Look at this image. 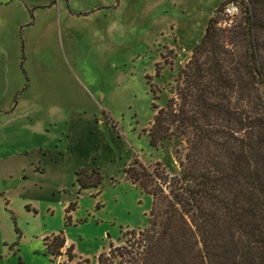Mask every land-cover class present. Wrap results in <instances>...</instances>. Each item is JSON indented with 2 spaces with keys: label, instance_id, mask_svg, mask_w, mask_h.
I'll return each instance as SVG.
<instances>
[{
  "label": "rangeland",
  "instance_id": "374dc122",
  "mask_svg": "<svg viewBox=\"0 0 264 264\" xmlns=\"http://www.w3.org/2000/svg\"><path fill=\"white\" fill-rule=\"evenodd\" d=\"M228 1L32 4L27 21L16 29L25 73L20 110L27 129L42 132L44 139L51 132L52 140H63L61 147L71 148V154L53 159L44 175L28 169L25 176L33 184L0 177V264H98V256L112 244L113 249L127 244L128 229L148 226L153 198L125 178V165L138 158L150 169L160 162L169 174L181 173L186 138L150 145L154 105L163 107L177 94L181 68L201 42L211 16L221 21ZM67 133L76 138L66 142ZM74 162L98 167L100 186L79 191ZM43 163L37 161L38 169ZM23 188L20 196L18 189ZM71 203L75 208L67 225ZM61 231L73 247L72 262L68 246L63 257L46 253L45 239Z\"/></svg>",
  "mask_w": 264,
  "mask_h": 264
},
{
  "label": "trees",
  "instance_id": "16d2710c",
  "mask_svg": "<svg viewBox=\"0 0 264 264\" xmlns=\"http://www.w3.org/2000/svg\"><path fill=\"white\" fill-rule=\"evenodd\" d=\"M240 5L232 28L211 16L177 94L154 105L150 145L186 138L181 173L131 161L125 178L153 198L148 226L128 229L127 244L98 264H264V0ZM76 175L79 191L103 180L95 166ZM66 242L64 231L47 237L46 253L59 258ZM66 253L72 262L73 247Z\"/></svg>",
  "mask_w": 264,
  "mask_h": 264
},
{
  "label": "crops",
  "instance_id": "0c3cea01",
  "mask_svg": "<svg viewBox=\"0 0 264 264\" xmlns=\"http://www.w3.org/2000/svg\"><path fill=\"white\" fill-rule=\"evenodd\" d=\"M50 1L0 0V177L5 181L22 178L24 181L26 180L23 182L24 184H33L32 179L30 180L25 176L28 169H32L34 173L38 171L40 175H44L47 164H53V159L61 160L64 154L71 152V148L65 151L61 147L63 140L53 141L51 132H46L48 135L44 139L42 132L27 129V125L24 123L25 115L20 110L21 101L23 95H25L23 82L25 73L19 62L22 56L21 42L16 29L27 21L32 4L44 6ZM67 7L68 12L70 6L67 5ZM72 9L75 10V7L72 6ZM92 117L95 118V116ZM71 120V117H69V122ZM107 123L109 122L107 121ZM75 138L76 134L67 133L66 142ZM45 157L48 160L46 165L43 163ZM38 160L39 163H43V167L40 166L39 169L36 165ZM73 164L75 165L73 175L77 180L76 172L85 167L80 165L82 164L80 162H74ZM127 164L125 168H127ZM54 166L57 167V165ZM18 190H20V196L25 193L24 188ZM4 198L6 199V197ZM4 206L6 208L3 207V209L9 211V201ZM38 217L40 216L37 215ZM17 232H15L16 238ZM67 246L69 247L68 240L65 247Z\"/></svg>",
  "mask_w": 264,
  "mask_h": 264
},
{
  "label": "built area",
  "instance_id": "2783aa9c",
  "mask_svg": "<svg viewBox=\"0 0 264 264\" xmlns=\"http://www.w3.org/2000/svg\"><path fill=\"white\" fill-rule=\"evenodd\" d=\"M241 0L228 1L224 7L222 19L219 26L222 28H232L242 17Z\"/></svg>",
  "mask_w": 264,
  "mask_h": 264
}]
</instances>
